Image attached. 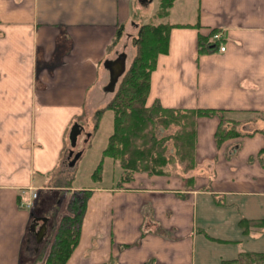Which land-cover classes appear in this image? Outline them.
I'll return each instance as SVG.
<instances>
[{"label":"crops","instance_id":"0c3cea01","mask_svg":"<svg viewBox=\"0 0 264 264\" xmlns=\"http://www.w3.org/2000/svg\"><path fill=\"white\" fill-rule=\"evenodd\" d=\"M137 4L0 0V264H21L24 250L31 253L35 217L51 221L41 207L32 211L40 191H68L60 196L63 208L72 191H91L66 264H223L243 252H264V0H176L157 22L172 27L168 50L151 73L147 105L226 110L227 122L244 135L218 146L221 117L201 116L197 164L187 175L135 173L120 185L121 168L104 185L106 157L94 185L54 182L68 144L71 159L73 125L82 133L79 119L112 99L104 94L112 93L104 63L123 53L115 57L112 46L121 26L134 24ZM215 28L226 49L201 52L200 37ZM94 136L83 138L70 168ZM26 201L30 209L21 205ZM242 219L250 224L241 226Z\"/></svg>","mask_w":264,"mask_h":264},{"label":"trees","instance_id":"16d2710c","mask_svg":"<svg viewBox=\"0 0 264 264\" xmlns=\"http://www.w3.org/2000/svg\"><path fill=\"white\" fill-rule=\"evenodd\" d=\"M175 1L160 0L155 16L158 18L167 17ZM171 27L167 23L151 21L140 24L137 34H133V44L137 48V52L131 65L121 77L112 99L95 112V130H98L100 120L106 111L114 112L113 132L103 150V159L92 174V177L97 181L102 178L106 157L115 161L119 160L122 168L120 185L132 181L136 172L162 175L164 173L162 168L173 159L172 156H166L170 140H172L173 149L175 148L180 159L184 161L189 157L188 168H193L196 165V121L201 116L218 115L221 117V122L215 132L218 146L229 138L244 135V132L235 126L236 122L233 124L231 121V124L227 122L226 110L212 108L177 110L163 107L159 102L151 106L147 105L151 73L156 68L157 57L168 50ZM124 30L125 25L123 24L114 44L120 39ZM217 30L215 28L209 35L200 37L199 50L201 52L219 49L220 45L218 44L222 37L220 40L214 39ZM208 37H211L212 40L208 41ZM172 127L175 129L173 132L164 136L159 135V130H168ZM261 155H264V148L259 156ZM262 159L264 163V156ZM68 187H72L71 183ZM84 191L82 197L75 195L71 199L70 210L73 215L63 216L46 259L41 252L33 262L22 260L21 264H37L43 261V264H66L68 262L79 243L87 202L91 196L90 190ZM240 224L245 227L250 224V220L242 219ZM146 264H151V262ZM223 264H264V252H243L236 259L224 261Z\"/></svg>","mask_w":264,"mask_h":264},{"label":"rangeland","instance_id":"374dc122","mask_svg":"<svg viewBox=\"0 0 264 264\" xmlns=\"http://www.w3.org/2000/svg\"><path fill=\"white\" fill-rule=\"evenodd\" d=\"M134 0V4H137V7L141 8H133V12L131 14V20H133L134 24L131 22L125 27V30L120 37L118 41L112 46V55L116 57L119 52H125L127 54L126 58V65L127 68L131 65L132 60L135 57V54L137 52V48L133 44V34H137L138 28L140 27V24L143 22L151 21L153 23H157L159 21V18L155 16V13L157 12L160 4V0ZM116 50H118V53L115 54ZM121 79V77H120ZM119 79V81H120ZM110 78L106 79V83H109ZM119 83V82H118ZM118 83H116V87L118 86ZM116 89V88H115ZM102 93V92H101ZM114 91L112 93H105L106 95H110L112 98L114 96ZM104 96V95H103ZM104 107V106H103ZM102 108V107H101ZM100 109V108H99ZM97 109V110H99ZM96 110V111H97ZM106 111V113L103 115L102 119L99 123L98 130L94 129V125L96 122L95 113H88L85 114L83 117L79 119V122L84 126L83 132L80 134V141L77 143V145L74 147L75 152H78L81 150L83 146V138H86L87 134L89 132L95 131V136L90 140L87 149L83 156L80 158L77 167L76 168H70V160H68V154L70 145L68 144V149L65 151L64 158H63V164L59 166L57 169L54 182H58L59 184H67L70 182H73L74 185H94V182L96 181L92 174L98 167L100 161L103 159V149L108 144V138L109 134H111L113 130V112L112 111ZM111 118V119H110ZM236 126V125H235ZM175 129L172 127V129H162L159 130V135L164 136L165 134H169L173 132ZM98 131V132H96ZM168 152L166 154L167 157L172 156V161L162 168L164 170L163 174H167V171L170 173H180L179 175L184 176L187 175V173L196 167V165L193 168H188L190 165V158L188 157L186 160L182 161L180 159V156L176 154L175 148L173 149V142L170 140L168 142ZM85 145V143H84ZM175 156V157H174ZM180 160V161H179ZM196 161V158H195ZM115 162V165L113 167V163ZM106 170L104 177V185L110 184V176L114 175L117 177L119 175V172H121V166L119 165V160L112 161L111 159H108L106 161ZM197 164V163H196ZM114 171V172H113ZM138 174H148L147 172H136ZM104 175V172H102V177ZM99 181V180H98ZM97 183V182H95ZM73 193L70 194L68 205L63 206L60 202L61 198L60 196H64V199L69 196L68 191H65L63 194H60L59 192H52L48 195H45L40 191L39 197L37 199V204L33 208L32 211L34 212H41L39 207H41L42 211L48 212V215L51 217V221H49L48 224V232L46 236L44 237V240L39 245V251L36 252V242H35V236L31 237V240L29 242V249L28 251L31 252L28 254L24 250L23 254V260L27 262H33L37 255H39L41 252L45 256L44 259L49 255L51 245L55 240V235L58 231L59 226L61 225V221L63 217L59 218L60 214L62 215H73V213L70 210V202L71 199L75 197V195L82 197L85 191L78 190V191H72ZM51 196L53 198H51ZM55 197V199H54ZM41 263H44L41 262ZM40 263V264H41Z\"/></svg>","mask_w":264,"mask_h":264},{"label":"water","instance_id":"95a60500","mask_svg":"<svg viewBox=\"0 0 264 264\" xmlns=\"http://www.w3.org/2000/svg\"><path fill=\"white\" fill-rule=\"evenodd\" d=\"M147 1V0H144ZM143 1V2H144ZM126 58L127 54L125 52L121 53L119 57L116 60H106L104 65L105 67L110 71V80L108 85L106 86V89L108 91H115L116 89V83L119 82L120 77L123 76V74L126 72L127 65H126ZM82 131V126L79 123H75L71 129L70 133V139H71V146L75 147L77 145L78 136ZM71 161L70 164L74 165L76 161L81 156L82 152L78 151L75 152L74 148L71 150ZM43 221V225L41 226L39 232H38V238L37 241L39 244L42 243L44 240V237L46 236L48 232V226L47 222L49 220L48 217H35V221Z\"/></svg>","mask_w":264,"mask_h":264},{"label":"built area","instance_id":"2783aa9c","mask_svg":"<svg viewBox=\"0 0 264 264\" xmlns=\"http://www.w3.org/2000/svg\"><path fill=\"white\" fill-rule=\"evenodd\" d=\"M221 37H222V34H221V33H216V34L214 35V39H215V40H220ZM225 49H226V47H225L223 44H221V45L219 46V50H220V51H224ZM33 196L36 197V196H37V193H36V192H33ZM24 205H25L26 207H31V206H32V202H30V201L25 202Z\"/></svg>","mask_w":264,"mask_h":264},{"label":"flooded vegetation","instance_id":"af4514ba","mask_svg":"<svg viewBox=\"0 0 264 264\" xmlns=\"http://www.w3.org/2000/svg\"><path fill=\"white\" fill-rule=\"evenodd\" d=\"M42 225H43V221H36L33 224L32 231H33V235L35 236L36 240L38 238L37 234H38Z\"/></svg>","mask_w":264,"mask_h":264}]
</instances>
